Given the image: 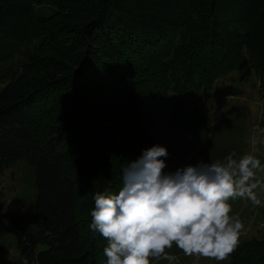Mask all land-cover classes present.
Returning <instances> with one entry per match:
<instances>
[{
  "label": "trees",
  "instance_id": "obj_1",
  "mask_svg": "<svg viewBox=\"0 0 264 264\" xmlns=\"http://www.w3.org/2000/svg\"><path fill=\"white\" fill-rule=\"evenodd\" d=\"M233 71L264 92V0H0V171L24 159L36 189L31 217L6 214L19 257L0 264H107L93 196L159 145L140 100L175 107ZM261 217L225 264H264Z\"/></svg>",
  "mask_w": 264,
  "mask_h": 264
},
{
  "label": "clouds",
  "instance_id": "obj_2",
  "mask_svg": "<svg viewBox=\"0 0 264 264\" xmlns=\"http://www.w3.org/2000/svg\"><path fill=\"white\" fill-rule=\"evenodd\" d=\"M264 131V129H262ZM167 149L154 145L122 169L118 194L96 193L89 228L107 241V264H150L163 259L175 245L185 256L225 261L236 250L245 227L231 215L229 200L248 199L262 206L255 190L264 191L257 178L264 171L253 154L223 163L203 162L165 173ZM24 264H28L27 260Z\"/></svg>",
  "mask_w": 264,
  "mask_h": 264
},
{
  "label": "rangeland",
  "instance_id": "obj_3",
  "mask_svg": "<svg viewBox=\"0 0 264 264\" xmlns=\"http://www.w3.org/2000/svg\"><path fill=\"white\" fill-rule=\"evenodd\" d=\"M178 98V97H177ZM175 107L150 96L137 106L141 124L156 138L159 146L167 149L164 172L174 173L186 166L223 163L235 151L234 159L253 154L264 168V92L258 89L251 72L241 75L236 71L219 78L210 87L197 93H186L178 98ZM193 108L197 111L193 112ZM264 182V171L257 172ZM262 206H253L246 198L229 200L231 215H238L245 227L240 241L258 237L264 191L255 190ZM36 189L34 170L24 159H18L0 171V263L19 257L14 236L5 228L7 213H18L28 219L34 211ZM44 248L42 245L37 250ZM178 259L173 264H225L214 259L185 256L175 245L168 250ZM150 264H169L152 259Z\"/></svg>",
  "mask_w": 264,
  "mask_h": 264
}]
</instances>
